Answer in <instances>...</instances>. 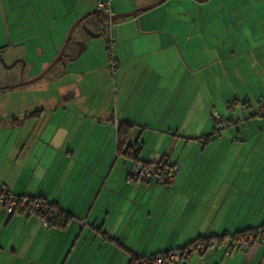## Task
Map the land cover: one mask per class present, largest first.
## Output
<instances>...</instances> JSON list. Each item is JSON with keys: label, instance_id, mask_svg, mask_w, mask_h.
Wrapping results in <instances>:
<instances>
[{"label": "crops", "instance_id": "0c3cea01", "mask_svg": "<svg viewBox=\"0 0 264 264\" xmlns=\"http://www.w3.org/2000/svg\"><path fill=\"white\" fill-rule=\"evenodd\" d=\"M47 1L0 0V52L38 37L57 17L68 29L99 2L109 1L112 14L138 7ZM150 11L112 23L111 65L78 73V92H67L73 96L0 118V147L11 143L0 172L12 155L15 162L0 189L56 204L69 217L65 226L45 227L0 202V264H131L264 226V0H168ZM28 118L43 125L25 137L15 129ZM122 122L133 127L140 163L163 158L179 167L171 182L126 184L132 162L117 153ZM214 134L223 144L209 145L204 157L196 139ZM183 264H264V243L230 257L222 249L196 252Z\"/></svg>", "mask_w": 264, "mask_h": 264}, {"label": "rangeland", "instance_id": "374dc122", "mask_svg": "<svg viewBox=\"0 0 264 264\" xmlns=\"http://www.w3.org/2000/svg\"><path fill=\"white\" fill-rule=\"evenodd\" d=\"M128 1L138 3L137 8L131 7V5L130 7L127 6L129 7L128 11L131 10L130 12L134 11L135 9L151 5V3H149L148 5L141 6L140 4L141 1L143 0H128ZM201 5H205V4H201ZM74 16L76 15L72 14L70 16V19H72ZM76 20L73 21V23L67 29L66 26H64L65 23L67 22H64V20L61 19V17L59 18L57 17L54 19V23L53 20H51L50 22H48L46 26L43 25L46 28L45 30L44 29L39 30L38 37H33L31 40L26 41V43L23 45H10L7 49H3L4 50L3 52L6 54L7 57H4L3 63L0 64V87L15 85L22 81H29L37 77L39 74H41L51 64L54 58H56L53 57L54 54L61 49L68 34V31L70 30L72 25L76 22ZM84 23L86 25H89L91 23V19H86ZM8 26L9 28H11L10 21ZM132 27L133 26H131V28ZM5 32L8 34L9 29L8 30L6 29ZM215 32L217 33V30H215ZM111 37H112V23L107 25L106 36L104 38V41L102 40L103 42L102 41H100V43L96 41L90 42L89 43L90 47H88V49L83 53V55L78 60H74L75 57H71V56H73V54L76 51V48L78 47L77 42H79L80 40H89V38L84 37L81 30H77L73 34V41L70 43L69 47L67 48L65 57H63V61L57 64L50 71V73H48L42 80L31 85L0 91V118L3 119H11L12 117L21 118L24 115L37 112V110H40L41 108H45V102H43V100L48 97L55 96L58 99H62L64 96H66L69 90L71 91L76 90L78 92L77 76H76L78 75V73L90 67L99 68L101 65H108L109 68V66L111 65V60H112ZM15 56H25L18 59H24V61L26 62V66L23 67L22 64L19 63L12 69H6L4 67V64L11 65L16 60H18V59L13 60ZM183 56L187 57L184 54ZM184 60L187 61L186 58ZM45 64H47L46 67H44ZM104 77H105L104 81H106L105 84L110 88L112 83L111 72L109 70L108 71L106 70L104 72ZM92 78L93 79H91V81L95 82L96 81L95 77L93 76ZM190 92L191 91H189V89H186L185 94L188 95ZM205 94L206 92L204 93V95ZM251 107H252L251 114L253 115L255 113L254 112L255 107L253 103H251ZM43 113H44L43 115L46 116L49 113V111L45 110ZM33 121L34 122H30L28 118L27 122L25 121L18 122L15 131L21 132L23 136L28 137L31 134V132L35 130L37 131L41 127L40 126L41 122L38 123V121L36 120ZM52 125L54 126V124ZM0 127L2 128V130H4V127H2V125H0ZM37 127L39 128L37 129ZM8 131H13V128H11V130ZM234 136L237 137L236 134ZM196 140L200 143L199 147L201 148L200 150L202 151H205L209 145H210V150L213 151L214 149H216L217 146L223 144L222 137L221 136L217 137V134H214L212 136L197 138ZM10 146L11 143L6 147V149L0 147V169L4 159L7 156L5 155L4 157V154H6L5 152L10 149ZM3 150L6 151L3 152ZM206 152L207 153H204L203 156L205 155L204 157H209L208 149L206 150ZM17 162L20 163L19 161ZM13 164H15V162L12 155L6 163V168H2V172H0V178L3 175V171H7L10 168V166ZM36 203H33L31 206L35 205ZM13 213H16L15 210ZM37 213L38 212H36V214H33L31 211L29 212V215L38 218L39 221L42 224H44L45 223L44 218L47 215V213L42 217H40ZM47 225L49 227L50 222H48Z\"/></svg>", "mask_w": 264, "mask_h": 264}, {"label": "built area", "instance_id": "2783aa9c", "mask_svg": "<svg viewBox=\"0 0 264 264\" xmlns=\"http://www.w3.org/2000/svg\"><path fill=\"white\" fill-rule=\"evenodd\" d=\"M99 9L105 11L107 14L112 15L111 5L109 1L99 2ZM263 107H261V110ZM220 122V117H217ZM150 163V164H142L140 162H133L131 165V169L128 173L126 184L127 185H141L144 183H151L156 177L158 178L159 172V162ZM179 167L175 166L169 170H166L163 173V178L166 182H171L175 175L178 173ZM8 191L6 187H2L0 189V202L4 203L5 198L8 196ZM18 199L14 196H11L6 208L7 213L11 214L14 212L16 206L18 205ZM19 206L21 208H27V201H21ZM41 209L40 203H36L32 206V213L36 214ZM56 212L51 210L45 216V223L43 224L45 227H48L47 223L54 218ZM259 241L260 243H264V228L256 233H252L246 238L239 239H226L220 242H212L208 247L210 250H220L222 249L225 252L226 257L232 256L236 251L242 249L243 251H248L252 244ZM205 247H200V249L196 250L195 247H190L188 250L183 252H169L164 255H159L156 257H147L142 259L139 264H183L184 260H186L189 256L196 252H203Z\"/></svg>", "mask_w": 264, "mask_h": 264}, {"label": "trees", "instance_id": "16d2710c", "mask_svg": "<svg viewBox=\"0 0 264 264\" xmlns=\"http://www.w3.org/2000/svg\"><path fill=\"white\" fill-rule=\"evenodd\" d=\"M119 21H122V20H119ZM261 107H263L262 110H261ZM258 108H259L258 109V116H260V117L264 116V104L260 105ZM3 122L4 121L2 119H0V125H3ZM132 132H133V127L130 124L124 123V122L117 124V131H116V133H117V153H118L119 156H123L125 159H127V160H129V161H131L133 163V162H139V158H138V152L136 151V144L132 145L130 143ZM144 164L147 165V164H150V163H144ZM171 168H173V167H169L167 165V163H164V159L162 158L161 161L159 162L158 178L156 177L155 179L156 180H161V181H163L165 183H168L163 178V173L166 170H169ZM10 197H11V195L8 194V196L5 198V202L3 203L5 207L7 206ZM14 197H16L18 199V202H19L18 205L15 208V212H25V213L29 214V212L32 211V206L31 205L33 203L39 202L41 204V209L38 211L37 214L40 217L44 216L46 213H48L51 210H54L56 212L54 218L51 221H49L50 222L49 227H61V226H65L69 222V217L64 216V213L59 210V208H58V206L56 204H49L45 200H43L41 198H25V197H22V196H20V197L14 196ZM21 201H27L28 207L24 208V209L21 208L19 206ZM263 228H264V226L259 227L257 229H253V230H251V229L250 230H246V231H243V232H240V233H236V234L232 235L231 237L224 235V236H221V237H213V238L202 239L200 241H195L193 243H190L185 248H182V249L177 250V251H172V252H183V251L185 252L190 247H195L196 250L200 249V247H205V250L203 251V252H205V251L209 250L208 246L214 241L220 242V241H224L226 239H231L232 240V239L246 238L250 234L256 233V232L260 231ZM257 243H260V242L257 241L255 244H257ZM252 245H251V247H252ZM240 250H242V249H239L238 251H240ZM203 252H199V253H203ZM164 254H166V253L155 254V255L147 256V257L153 258V257L159 256V255H164ZM224 254H225V252H224ZM147 257H140V258L133 257L132 260H131V264H139L142 259H145Z\"/></svg>", "mask_w": 264, "mask_h": 264}, {"label": "water", "instance_id": "95a60500", "mask_svg": "<svg viewBox=\"0 0 264 264\" xmlns=\"http://www.w3.org/2000/svg\"><path fill=\"white\" fill-rule=\"evenodd\" d=\"M168 0H157L156 2L152 3L151 5L142 7V8H138L135 9L132 12H128V13H119V14H112L109 15L107 14L105 11L100 10L98 8L88 12L87 14L83 15L82 17H80L70 28V30L68 31V34L66 36L64 45L62 47V50L60 51V56L65 52L67 46L69 45V43L72 41L73 38V34L75 32V30L79 27V25L86 19L93 17L95 15H98L100 17H102L103 19H105L107 22H109L110 24L119 20H124V19H129V18H135L139 13L142 12H147L150 10L155 9L156 7L162 5L163 3H165ZM199 3H206L209 0H196ZM100 35H96V37H99ZM87 50V45H85V48H82L77 57L74 58V60H78L80 58V56ZM63 61V57H56L54 58V60L51 62V64L41 73L39 74L37 77L33 78L32 80L29 81H22L18 84L15 85H10V86H4V87H0V91H4V90H9V89H14V88H18V87H23V86H27V85H31L34 83H37L38 81L42 80L57 64L61 63ZM22 63V66L25 67L26 66V62L24 61V59H19L17 61H15L14 63H12L11 65H7L6 68L8 69H12L14 68L17 64Z\"/></svg>", "mask_w": 264, "mask_h": 264}, {"label": "flooded vegetation", "instance_id": "af4514ba", "mask_svg": "<svg viewBox=\"0 0 264 264\" xmlns=\"http://www.w3.org/2000/svg\"><path fill=\"white\" fill-rule=\"evenodd\" d=\"M99 9V8H98ZM101 10V9H100ZM88 19H91V23L89 24V25H86L85 23H84V21L79 25V27L75 30V32L77 31V30H81V32H82V34L84 35V37H87V38H89V40H80L79 42H77V44H78V47L76 48V51H75V53L73 54V56H71V57H77V55H78V53H79V51L82 49V48H85V45H87V49H88V47H90V45H89V43L90 42H94V41H96V42H99L100 43V41H104V38H105V36H106V28H107V25H109L110 23L109 22H107L105 19H103L102 17H100V16H98V15H95V16H93V17H90V18H88ZM74 32V33H75ZM96 35H100L99 37H96ZM72 41H73V38H72ZM71 41V42H72ZM102 41V42H103ZM65 42V41H64ZM70 42V43H71ZM70 43H69V45H70ZM76 43V42H75ZM63 45H64V43H63ZM63 45H62V47H63ZM69 45L67 46V48L69 47ZM99 45V44H98ZM62 47H61V49L56 53V54H54V56L53 57H65V54H66V51H67V48H66V50H65V52L60 56V51L62 50ZM83 55V54H82ZM81 55V56H82ZM80 56V57H81ZM4 57H7L6 56V54L4 53V52H0V64L1 63H3V61H4ZM10 57V56H9ZM15 57H25V56H15ZM19 60V59H18ZM17 61V60H16ZM20 64H22V63H20ZM6 64H4V67L6 68ZM9 66V65H8ZM6 69H8V68H6ZM50 73V72H49ZM70 96H73V94H71V95H69L68 93L66 94V96H64L63 98H62V100H65V99H67L68 97H70Z\"/></svg>", "mask_w": 264, "mask_h": 264}]
</instances>
